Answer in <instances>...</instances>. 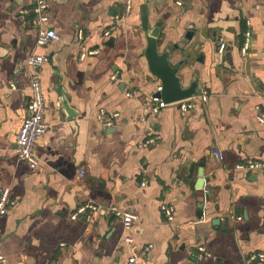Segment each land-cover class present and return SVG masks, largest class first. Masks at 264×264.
<instances>
[{
  "label": "crops",
  "instance_id": "1",
  "mask_svg": "<svg viewBox=\"0 0 264 264\" xmlns=\"http://www.w3.org/2000/svg\"><path fill=\"white\" fill-rule=\"evenodd\" d=\"M47 1L46 27L59 39L37 47L39 29L31 13L23 15L36 0H0V193L9 188L17 201L0 216L7 264H126L133 255L140 264H248L264 252V175L235 170L247 159L264 161L257 118L264 110V0H188L182 8L174 0H131L107 39L104 30L127 0ZM142 10L151 30L160 26L159 51L173 48L183 87L195 80L209 95L192 112L145 109L161 83L145 58ZM246 21L253 37L243 59ZM80 45L100 53L80 59ZM32 55L50 60L30 69ZM34 76L48 126L35 145L37 170L19 158L16 142ZM102 110L117 115L113 127L102 126ZM148 128L160 139L142 148ZM85 203L101 210L71 220ZM113 205L138 215L130 231L109 214ZM163 205L174 208L173 223Z\"/></svg>",
  "mask_w": 264,
  "mask_h": 264
},
{
  "label": "built area",
  "instance_id": "2",
  "mask_svg": "<svg viewBox=\"0 0 264 264\" xmlns=\"http://www.w3.org/2000/svg\"><path fill=\"white\" fill-rule=\"evenodd\" d=\"M178 7H184L185 3L188 0H174ZM49 2L47 0H36L34 7L31 11H24L23 15L32 14V19L34 24L38 27V36L36 41L37 47H45L52 42H55L59 39L57 33L51 29L46 27V24L49 21ZM132 10L131 0H127L125 2L124 13L121 17H117L115 22L110 25L103 32L104 38H109L111 34L117 29V25L124 20ZM80 41H83V35L80 33ZM253 37V27L250 21H246V28L243 32L242 43L239 47L240 55L243 59L247 58L249 49L252 44ZM226 44L224 41H220L218 43V52L220 54H224L226 51ZM99 50L88 51L85 47L80 45V59H84L87 55H97L99 54ZM49 58L41 55H32L27 59V66L30 69H34L37 66H41L47 64L49 62ZM116 80V76L113 78ZM12 89H15V84L11 85ZM30 90L31 97L28 102V112L27 116L24 119L22 126L17 135V153L19 158L25 160L32 170H37L40 166V159L35 152V145L39 137L44 135L47 131V124L45 123V114L47 112L46 99L42 87V83L34 76L30 82ZM163 90L162 86H158L156 92L151 96L149 103L145 107L147 112L152 115L159 114L163 109L168 107L169 105L178 106L179 110L183 113L192 112L195 110L200 103H206L209 99L208 93H200L199 95H195L191 98H188L183 101L175 102L172 104H166L160 96ZM127 96L132 97L133 93H127ZM116 114H108L105 110H102L98 114V119L101 122L102 126L106 128L113 127L115 124ZM258 121L261 125L264 126V110L258 109L257 115ZM142 121L147 123L146 118H142ZM160 136L152 129L148 128L146 132V139L141 144L142 148L148 147L151 144L158 142ZM213 155L219 159L223 160L224 155L219 152H214ZM236 171L244 172L248 175L250 174H263L264 175V161L256 160V159H247L243 162L238 163L235 166ZM81 178L85 176V171L82 170L79 174ZM142 186H145V183H142ZM17 204L16 200L10 199V190L9 188H3L0 193V216L6 215L10 209H12ZM101 207L94 205L92 203H85L80 205L76 211H74L70 215V219L75 221L76 219L85 216V215H93L96 212L100 211ZM108 212L112 218L119 220L122 225L124 231L128 232L133 227L134 223L138 220V215L130 210H123L118 206H110L108 207ZM162 213L168 223H173L175 220V210L172 206L163 205ZM125 243L131 245L133 243V239L131 236H126L124 239ZM64 246V245H63ZM202 255H206L207 257H211L212 254H209L204 247L199 249ZM247 263H262L264 264V252L253 253L247 258ZM0 264H7V259L4 255L0 254ZM126 264H140V258L137 255L131 256Z\"/></svg>",
  "mask_w": 264,
  "mask_h": 264
},
{
  "label": "water",
  "instance_id": "3",
  "mask_svg": "<svg viewBox=\"0 0 264 264\" xmlns=\"http://www.w3.org/2000/svg\"><path fill=\"white\" fill-rule=\"evenodd\" d=\"M141 14L142 25L143 29L146 31L147 38L145 58L148 63L149 72L161 83L163 88L158 96H160L166 104H172L199 95L201 92L195 80H193L189 87H183L182 79L179 76V66H174L170 62V55L173 48L169 47L164 52L159 51V24L151 30L148 25L146 11L142 10ZM186 41L187 39L177 47L183 48ZM110 44H112V42ZM63 101H65V99H63Z\"/></svg>",
  "mask_w": 264,
  "mask_h": 264
}]
</instances>
